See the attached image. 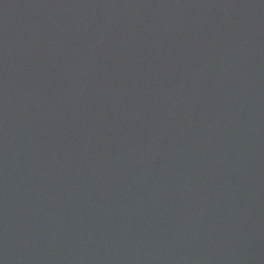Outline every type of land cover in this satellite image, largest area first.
<instances>
[{
  "label": "water",
  "instance_id": "95a60500",
  "mask_svg": "<svg viewBox=\"0 0 264 264\" xmlns=\"http://www.w3.org/2000/svg\"><path fill=\"white\" fill-rule=\"evenodd\" d=\"M0 264H264V0H0Z\"/></svg>",
  "mask_w": 264,
  "mask_h": 264
}]
</instances>
